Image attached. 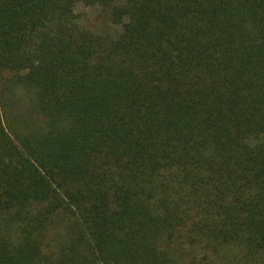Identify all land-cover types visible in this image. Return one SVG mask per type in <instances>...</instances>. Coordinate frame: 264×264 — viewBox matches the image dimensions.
Here are the masks:
<instances>
[{"label": "trees", "instance_id": "1", "mask_svg": "<svg viewBox=\"0 0 264 264\" xmlns=\"http://www.w3.org/2000/svg\"><path fill=\"white\" fill-rule=\"evenodd\" d=\"M0 264H264V0H0Z\"/></svg>", "mask_w": 264, "mask_h": 264}, {"label": "rangeland", "instance_id": "2", "mask_svg": "<svg viewBox=\"0 0 264 264\" xmlns=\"http://www.w3.org/2000/svg\"><path fill=\"white\" fill-rule=\"evenodd\" d=\"M74 13L79 17L80 27L86 31L98 34H114L118 30L106 23L101 17H97L95 8L78 4L75 6Z\"/></svg>", "mask_w": 264, "mask_h": 264}]
</instances>
